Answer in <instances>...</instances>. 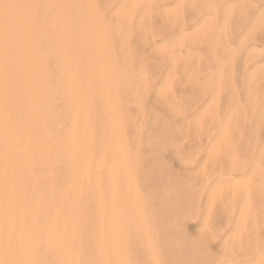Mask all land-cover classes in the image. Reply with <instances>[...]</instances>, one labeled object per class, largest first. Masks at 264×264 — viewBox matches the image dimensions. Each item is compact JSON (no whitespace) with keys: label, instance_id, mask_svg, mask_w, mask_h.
I'll list each match as a JSON object with an SVG mask.
<instances>
[{"label":"rangeland","instance_id":"374dc122","mask_svg":"<svg viewBox=\"0 0 264 264\" xmlns=\"http://www.w3.org/2000/svg\"><path fill=\"white\" fill-rule=\"evenodd\" d=\"M37 2L42 13L37 17V41L41 44V39L45 43L38 44L40 48L33 54L37 57L35 65L23 70L28 74L32 71L37 83L27 80V85L17 89L22 94H32L41 113L34 120L40 127L34 126L33 130H38L30 129L33 136L37 135L34 138L42 137L43 156L40 161L36 159L38 162L33 158L35 167L39 168L34 167L37 180L34 177L35 181H27L39 187L47 185L44 195L36 201L37 229L44 227L47 211L65 194L68 176L65 164L57 160L62 156L67 105L58 94L51 93V83L60 80L63 69L67 68V62H62L57 51L66 48L69 51L72 46L70 52H76L85 47L82 59L85 61L88 56L86 63L78 64L84 69L81 74L88 84L84 135L92 143L91 160L97 157L99 148L111 149L115 144L121 151L114 192L102 175L97 181L98 194L91 191L93 182L88 179L80 182L79 188L66 192L61 200L65 204L55 203L69 205L61 206L59 213L62 210V214L71 211L72 214L66 213L65 217L57 214L64 219H56L60 235H56L53 252L47 249L49 255L43 250L45 240L41 239V245L37 243L40 254L35 253V264H264V0ZM50 6L53 10L60 9L54 13ZM43 17L45 21L48 17L56 18L52 33L46 30ZM74 24L78 28L72 27ZM41 31L45 33L39 35ZM72 34L74 45L70 41ZM75 35L78 41H74ZM84 37L90 40L86 42ZM77 42L82 48L76 47ZM100 51H104L103 55ZM13 56L16 59L18 54ZM104 62L110 64L109 68ZM92 66L101 67L96 70ZM92 69L99 71L98 75ZM18 70V65L7 67L11 77L16 74L12 71ZM103 72L105 75H101ZM41 77L45 80L41 81ZM108 84L114 88L110 90ZM43 108L49 111H42ZM45 111L53 113V117L49 114L51 119H47ZM106 142L110 143L103 145ZM96 146L97 151L92 148ZM37 169L42 170L41 174ZM40 255L47 259L44 261ZM48 255L53 262L48 260Z\"/></svg>","mask_w":264,"mask_h":264},{"label":"bare ground","instance_id":"6f19581e","mask_svg":"<svg viewBox=\"0 0 264 264\" xmlns=\"http://www.w3.org/2000/svg\"><path fill=\"white\" fill-rule=\"evenodd\" d=\"M38 0H0V264H35V253L38 251L37 250V243L43 239V241L45 240V244L44 245V249L45 252L49 253L54 244L55 241H57V238L59 235L57 233V226L56 225V219L57 217L61 216H57V214L64 216V214H62L61 212H64L61 210V212L59 213L58 210H60L59 208L62 209L61 206L63 207H69V205L64 206V205H59V204H55L60 202H64L61 201L62 198L64 197V195H66V192L71 191L70 188H79V183L82 181H87L89 179V181L93 182V187H92V192L95 194L99 193V186L97 185V181L98 179L103 175L104 178H106V180L109 183V189L112 190L114 192V188H115V180L117 177V169H118V158H119V150L117 146H113V148L111 149H104V148H99V147H92L94 148V150L97 151V149L95 148H99L98 149V155L97 157L93 160H91V142L89 140H87L85 138L84 135V130L86 129V116L88 114L87 111V82H86V78H84L82 76V72L81 69L79 68V64L81 65L82 61L84 63H86V60L88 61V56L85 57V61L84 56H85V51L81 49V51H78V49L76 50V52H70V50L72 49L71 47H69V51H66V46L63 51H57L58 53H61V59L62 62H67V68L63 69V72L61 73V78L60 80H53L51 83V87L52 90L51 93L55 92L56 94H58V96H60L64 101H66V105H67V112H68V120H67V128H66V132L65 135L63 136L62 139V148H61V152H62V156H58L57 160L58 161H62L68 171V176H67V180L66 182V186H65V194H63V197L61 195V200H57V202L55 201V203H53L54 205H52L53 207H51L52 209L48 212V218L45 220V224L44 227L41 229H37V223L36 218L34 216V212L37 210V206H36V201L39 200V198L41 196L44 195V191L47 188V185L45 186H36V183L33 182V184L30 185V182L27 183V181H35L37 180L35 174H36V170H34V167L37 165L36 163H33L34 161L36 162L38 159L39 161L42 159L43 154L41 153L43 151V145L42 142H40V140L42 139V137L39 139L34 138V136L37 135H32V130L33 127H40L37 126L38 123H36L37 120L35 118L39 117L41 115V113L39 112L38 106L35 103V100L33 99V95H27V94H22L19 90L17 89H22L23 84H26L28 82H26L27 80H31L30 83H37V77L35 74H32L31 72H25L23 71L24 69H28L30 66H34L36 61H37V57L35 55H33L34 53L38 52V46L42 44L43 40L40 39L41 44H39V41H37L39 39H37V30H38V22L37 17L40 14L38 11V8L40 6H38ZM47 1V0H46ZM51 1V0H49ZM41 3V2H40ZM43 3V2H42ZM47 3V2H45ZM48 4V3H47ZM54 4V2H53ZM52 4V5H53ZM40 5V4H39ZM43 5V4H42ZM50 5V4H49ZM66 5V4H65ZM38 6V7H37ZM45 6V5H44ZM58 5H55V8L57 9ZM64 6V5H63ZM51 7V6H50ZM61 7V5H60ZM67 7V6H66ZM53 10V7H51ZM43 9V8H42ZM41 9V10H42ZM46 9V7H45ZM48 9V8H47ZM54 9L52 12H57L58 10ZM63 9V7H62ZM50 10V9H49ZM56 10V11H55ZM64 10V9H63ZM69 10V9H68ZM46 11V10H45ZM48 11V10H47ZM50 12V11H49ZM65 12V11H63ZM69 12V11H66ZM39 13V14H38ZM46 13V12H45ZM62 13V11L60 12V14ZM73 13V12H72ZM78 13V12H77ZM42 14V13H41ZM40 14V15H41ZM44 14V13H43ZM65 15V13H62ZM69 14V13H68ZM74 14V13H73ZM51 15L53 17L57 18V15H54L51 13ZM59 15V14H58ZM76 15V13H75ZM43 16V15H42ZM60 16V15H59ZM59 16H58V20H59ZM63 16V15H62ZM66 16V15H65ZM79 16V15H77ZM45 17V16H44ZM43 17V18H44ZM47 17V16H46ZM61 17V16H60ZM64 17V16H63ZM82 17V15H81ZM80 17V18H81ZM39 18V17H38ZM42 18V20H43ZM56 18H53V20ZM62 18V17H61ZM76 18V16L74 17ZM78 18V17H77ZM79 18V20H81ZM67 19L68 18H64ZM63 19V21H64ZM71 19V18H70ZM73 19V18H72ZM71 19V20H72ZM84 19V18H83ZM52 20V17H48L44 18L45 22L44 24L46 25V29L49 33H52V28L55 27L53 25L54 22ZM41 21V18H40ZM70 22V21H69ZM80 22V21H79ZM78 22V23H79ZM84 22V21H83ZM64 23V22H63ZM68 23V22H67ZM67 23H65L66 25H68ZM85 23V22H84ZM83 23V24H84ZM40 24V23H39ZM58 26H59V22H57ZM56 24V25H57ZM73 24V23H72ZM77 24V23H76ZM42 25V24H41ZM43 25V26H45ZM38 26V27H37ZM69 26V25H68ZM67 26V27H68ZM82 28V25H80ZM85 26V24H84ZM66 27V26H65ZM63 27V28H65ZM71 27V26H70ZM72 27H77V25L74 24V26ZM44 28V27H43ZM41 28V29H43ZM58 28V27H57ZM69 28V27H68ZM78 28V27H77ZM55 29V28H54ZM45 31V29H43ZM59 30V29H58ZM69 30H74L72 28H70ZM83 30V29H82ZM60 31V30H59ZM85 31V30H84ZM62 32V29H61ZM68 32V31H67ZM79 32H81V30H79ZM83 32V31H82ZM41 33H45V32H40L39 35H41ZM64 33H66V30L64 31ZM84 33V32H83ZM82 33V34H83ZM86 33V32H85ZM84 33V34H85ZM69 33H67L68 35ZM77 34V33H76ZM80 34V33H79ZM80 34V36L82 35ZM47 35V34H46ZM71 35V33L69 34ZM74 34H72L71 40ZM78 35V34H77ZM89 34H85V36H88ZM48 36V35H47ZM76 36V35H75ZM78 35V37H80ZM83 36V35H82ZM41 37V36H40ZM43 37V36H42ZM50 37V36H48ZM64 37H66L64 35ZM69 37V39H70ZM92 37V36H90ZM76 39H74V41H78L77 36L75 37ZM82 38V37H81ZM86 38V39H85ZM43 39V38H42ZM47 39V38H45ZM63 39V38H61ZM66 39V38H65ZM64 39V40H65ZM68 39V38H67ZM68 39V40H69ZM84 39L86 40V42H88V39L90 40V38L88 37H84ZM96 39V38H95ZM95 39L94 42H95ZM48 40V39H47ZM50 40V39H49ZM53 40V39H52ZM67 40V42H68ZM82 40V41H81ZM80 41L83 42V39H81ZM84 40V43H85ZM92 40V41H93ZM79 41V42H80ZM97 41V39H96ZM63 42V41H62ZM66 42V41H65ZM73 42V41H72ZM101 42V41H100ZM45 43V42H43ZM70 43V42H69ZM68 43V44H69ZM90 43V42H89ZM93 43V42H92ZM39 44V45H38ZM53 44V43H52ZM75 44V42H73V45ZM78 44V42H77ZM82 44V43H81ZM97 43L95 42V45ZM99 44V43H98ZM97 44V46L99 47V45ZM103 45V43H101ZM46 45V44H45ZM58 45V44H57ZM62 45V44H61ZM66 45V43H65ZM72 45V43H71ZM87 45L91 46L90 44L87 43ZM43 46V44H42ZM48 46V45H47ZM54 46V45H53ZM56 46V45H55ZM80 43L78 44V48H82V46H80ZM89 46H86L88 48H90ZM50 47V46H49ZM102 47V46H101ZM105 47V45L103 46ZM40 48V46H39ZM51 48V47H50ZM73 48H75V46H73ZM87 48V50H88ZM95 48V47H93ZM100 48V47H99ZM42 49V47H41ZM57 49V47H56ZM76 49V48H75ZM102 49V48H101ZM109 49V48H106ZM49 50V49H46ZM59 50V49H58ZM96 50V49H95ZM103 50V49H102ZM41 51V50H40ZM50 51V50H49ZM53 51V50H52ZM89 51V50H88ZM91 51V50H90ZM94 51V50H92ZM97 51V50H96ZM47 52V51H46ZM51 52V51H50ZM54 52V51H53ZM56 52V53H57ZM99 52V51H98ZM102 52V51H100ZM17 53L18 56L15 57L13 56V54ZM42 53V51H41ZM49 54V52H47ZM55 53V55H56ZM57 53V54H58ZM87 53V52H86ZM90 53V52H89ZM88 53V55H89ZM97 53V52H95ZM104 51L101 53L103 55ZM44 54H46L44 52ZM47 54V55H48ZM100 53L98 55H101ZM109 54V53H108ZM43 55V53H42ZM54 56V54H52ZM87 55V54H86ZM41 56V54H40ZM39 56V57H40ZM90 56V55H89ZM97 57V55H95ZM105 56V55H104ZM103 56V57H104ZM47 57V56H46ZM43 56V58H46ZM50 57V56H49ZM99 57V56H98ZM97 57V58H98ZM107 57V56H105ZM104 57V58H105ZM42 58V56H41ZM52 58V57H51ZM55 58V57H53ZM83 58V59H82ZM91 58V57H90ZM57 59V56H56ZM102 59V58H101ZM100 59V60H101ZM107 59V58H106ZM112 59V58H110ZM41 60V59H40ZM50 60V59H49ZM48 60V61H49ZM59 60V59H58ZM97 60V59H96ZM98 60V62L100 61ZM51 61V60H50ZM54 61V60H52ZM51 61V62H52ZM57 61V60H56ZM102 61V60H101ZM103 61H106L105 59ZM41 62V61H40ZM91 62V61H90ZM107 62V61H106ZM43 63V62H42ZM46 63V62H45ZM49 63V62H47ZM54 63V62H53ZM57 62L54 63V66L56 65ZM89 63V62H88ZM97 63V61L95 62ZM105 63V62H104ZM101 66H103V64ZM40 64V63H39ZM51 64V63H49ZM47 64V65H49ZM98 64V63H97ZM106 64V63H105ZM113 64V63H111ZM9 65H18L19 70L18 71H12V73H16L15 75H13L12 77L8 74L7 72V67ZM43 65V64H42ZM47 65H43V66H47ZM52 65V64H51ZM65 65V64H64ZM88 66V64H86ZM41 66V68L43 67ZM86 66V67H87ZM100 66V67H101ZM107 66V64H106ZM110 66V64H109ZM109 66H107L109 68ZM17 66H15L16 68ZM48 67V66H47ZM53 67V66H52ZM62 67V66H61ZM81 67V66H80ZM85 67V66H82ZM93 67V66H92ZM90 67V69L92 68ZM99 67V66H98ZM98 67H93L94 69L98 68ZM99 67V68H100ZM113 67V66H112ZM31 68V67H30ZM51 68V66H50ZM50 68H48L50 70ZM89 68V66L87 67ZM111 68V67H110ZM114 68L117 69V67ZM46 69V68H45ZM52 69V68H51ZM54 69V68H53ZM52 69V70H53ZM86 69V68H85ZM92 69V71L94 70ZM106 69V67H105ZM12 70V69H10ZM42 70V69H41ZM44 70V69H43ZM42 70V72H43ZM56 70V69H55ZM97 70V69H96ZM99 70V69H98ZM110 70V69H109ZM106 70V71H109ZM21 71H23V73H21ZM46 71V70H45ZM44 71V72H45ZM88 71V70H87ZM103 71V70H100ZM11 72V71H10ZM47 72V71H46ZM52 72V71H51ZM55 71H53L54 73ZM95 72V70L93 71ZM99 72V71H97ZM97 72H95V74H97ZM111 75L113 71H110ZM109 72V73H110ZM48 73V72H47ZM50 73V71H49ZM88 73V72H87ZM102 73V72H101ZM100 73V74H101ZM104 73V72H103ZM108 73V72H107ZM106 73V76H107ZM115 73V72H114ZM55 74V73H54ZM27 75H29L27 77ZM52 76V74H50ZM98 75V74H97ZM101 75H105L101 74ZM115 75V74H114ZM43 76V75H41ZM47 77V76H46ZM87 77V76H86ZM99 77V76H98ZM109 77V75L107 76ZM106 77V79H107ZM111 77V76H110ZM28 78V79H27ZM52 78V77H51ZM50 78V79H51ZM100 78V77H99ZM103 78L105 79V76H103ZM115 78V77H114ZM42 79V77H41ZM102 79V78H101ZM112 79V78H111ZM45 80L44 78L41 80L43 81ZM49 80V79H47ZM94 80V79H93ZM110 80V79H109ZM50 81V80H49ZM97 81V79H96ZM108 81V80H106ZM114 81V79H113ZM112 81V82H113ZM26 82V83H25ZM103 82H105L103 80ZM110 82V81H108ZM116 82V81H114ZM165 83V81H163ZM162 82V83H163ZM160 83V84H162ZM164 83L162 85H164ZM110 84V83H109ZM108 84V85H109ZM27 85V84H26ZM29 85V84H28ZM98 85V84H97ZM106 85V84H105ZM117 85V84H116ZM31 84L28 86L30 87ZM44 86H45V81H44ZM110 86V85H109ZM108 86V87H109ZM46 87V86H45ZM44 87V88H45ZM48 87V86H47ZM89 87V86H88ZM105 87V86H104ZM107 87V89H108ZM35 88V87H34ZM94 88V86H93ZM111 87L110 86V90ZM20 89V90H21ZM31 89V88H30ZM51 89V88H50ZM50 89H49V93H50ZM17 90V91H15ZM44 90V89H43ZM92 90V89H91ZM95 90V89H94ZM105 90V88H104ZM33 91V90H32ZM31 91V93H32ZM45 91V90H44ZM43 91V93H44ZM35 90L33 91L34 94ZM37 92V91H36ZM93 92V91H92ZM48 93V94H49ZM99 93V92H98ZM47 94V95H48ZM110 94V92H109ZM53 95V94H50ZM55 95V94H54ZM11 96V97H10ZM44 96V95H43ZM91 96V93H90ZM95 96V95H94ZM100 96V94H99ZM120 96V95H119ZM53 96H50V98ZM93 97V96H92ZM109 97V96H108ZM115 97V96H113ZM55 98V97H53ZM97 98V96H95V99ZM99 98V97H98ZM57 99V98H55ZM54 99V100H55ZM91 99V98H90ZM100 99V98H99ZM38 100V98H37ZM42 100V99H40ZM44 100V99H43ZM42 100V101H43ZM94 100V98H93ZM113 100V99H112ZM41 101V104L43 105V102ZM91 101V100H90ZM47 102V101H46ZM108 102V101H107ZM111 102V101H110ZM102 103V102H101ZM100 103V104H101ZM92 105V103H91ZM96 105V104H95ZM94 107H97V105ZM46 106V105H44ZM65 106V105H64ZM93 106V105H92ZM99 106V105H98ZM60 107V106H59ZM101 107V105H100ZM118 107V104H117ZM117 107H115L117 109ZM40 108V107H39ZM63 108V107H62ZM45 108H43L42 111H44ZM48 109V108H47ZM45 109V110H47ZM51 109V108H50ZM93 109V108H92ZM101 108H99L100 110ZM41 110V109H40ZM96 110V109H94ZM111 110V109H110ZM49 111V110H47ZM66 111V110H65ZM46 112V111H45ZM44 112V114H45ZM59 112V111H58ZM92 112L94 113L95 111L92 110ZM101 112V111H100ZM99 112V113H100ZM47 113V112H46ZM92 113V115H94ZM43 114V115H44ZM48 114V113H47ZM50 114V113H49ZM49 114L47 116V119L49 117ZM53 114V113H52ZM50 114V117L51 115ZM57 114V113H56ZM96 115V113H95ZM98 115V113H97ZM100 115V114H99ZM98 115V116H99ZM42 117V116H41ZM49 117V119H51ZM53 117V115H52ZM62 117V116H61ZM96 117V116H94ZM102 117V115H101ZM44 118V117H43ZM58 118V117H56ZM55 119V118H54ZM59 119V118H58ZM40 120V119H39ZM38 120V121H39ZM44 120V119H42ZM41 120V122H42ZM100 120V119H99ZM37 121V122H38ZM45 121V120H44ZM52 122H58L56 119L55 121L50 120ZM95 121V120H94ZM97 121V118H96ZM101 121V120H100ZM119 121V120H118ZM40 122V121H39ZM90 122V121H89ZM102 122V121H101ZM36 123V125H35ZM92 123H94L92 121ZM116 123V121H115ZM98 124V122H97ZM104 124V123H103ZM47 126V124H45ZM53 125V124H52ZM56 125V123H55ZM58 125V124H57ZM56 125V126H57ZM96 125V123H95ZM45 126V127H46ZM55 126V127H56ZM64 126V124H63ZM89 126V125H88ZM93 126V125H91ZM44 127V128H45ZM50 127V126H48ZM47 127V128H48ZM53 127V129L55 128ZM99 127V126H98ZM123 127V126H122ZM32 128V130L30 129ZM42 128V127H41ZM40 128V129H41ZM57 128V127H56ZM55 128V129H56ZM59 128V127H58ZM101 128V127H100ZM113 128V127H111ZM93 129V128H92ZM95 129V128H94ZM38 130V129H36ZM36 130H33L34 132ZM46 130V129H45ZM100 130V129H99ZM102 130V129H101ZM51 131H53L51 129ZM57 131V130H56ZM60 131V130H58ZM57 131V132H58ZM104 131V130H103ZM44 132V131H43ZM50 132V131H49ZM102 132V131H101ZM108 132V131H107ZM106 132V133H107ZM115 132V131H114ZM60 133V132H59ZM62 133V130H61ZM97 133V131L95 132ZM103 133V132H102ZM105 133V131H104ZM34 134V133H33ZM41 134V133H40ZM39 134V135H40ZM91 134V133H90ZM100 134V133H99ZM47 135V133H46ZM101 135V134H100ZM104 135V134H103ZM106 135V134H105ZM116 135V134H115ZM59 138L60 134L58 135ZM89 136V135H88ZM107 136V135H106ZM105 136V137H106ZM112 136L114 137V134H112ZM117 136V135H116ZM45 137V136H44ZM49 137V136H48ZM56 137V136H55ZM93 137L96 138V135L94 134ZM101 137V136H100ZM104 137V136H103ZM102 139V138H101ZM109 139V138H108ZM51 140V139H50ZM93 140V139H92ZM112 140V139H111ZM42 141V140H41ZM44 141V140H43ZM49 141V140H48ZM47 142V141H46ZM56 142V141H55ZM59 142V141H58ZM97 142V141H96ZM105 142V141H104ZM110 143V142H108ZM107 142L103 145H107ZM125 143V142H124ZM96 144V143H95ZM53 146V145H52ZM102 146V145H101ZM60 150V149H59ZM124 150V149H122ZM126 152V151H125ZM108 156V157H107ZM33 158L35 159L33 161ZM122 158V157H121ZM121 158L119 160H121ZM37 159V160H36ZM44 159V158H43ZM52 158H49V160ZM48 160V162H49ZM55 163H57L55 161V159H53ZM47 161V159H46ZM123 161V158H122ZM38 162V161H37ZM61 162V163H62ZM40 163V162H39ZM53 163V162H52ZM44 164V163H42ZM54 164V163H53ZM61 165V164H60ZM41 166V165H39ZM53 165H51L52 168ZM49 167V166H48ZM47 167V168H48ZM35 168H38L35 167ZM46 168V167H44ZM55 168H58L55 167ZM39 169V168H38ZM37 169V170H38ZM43 169V168H42ZM49 169V168H48ZM47 170V172H49ZM64 169V170H65ZM50 170V169H49ZM57 170V169H56ZM42 172V170H38L39 172ZM44 171V173H45ZM130 171V170H129ZM54 172V171H53ZM37 173V174H38ZM57 174V172H55ZM66 173V171H65ZM65 173L63 172V174L65 175ZM119 173V172H118ZM25 174L29 175V176H25ZM41 174V173H39ZM51 174V173H49ZM54 174V173H53ZM54 174V176L56 175ZM52 175V174H51ZM49 176V175H48ZM53 176V175H52ZM36 178L35 180L33 178ZM65 177V176H64ZM57 178V177H56ZM30 179V180H29ZM50 178H48V182ZM102 181V179H100ZM124 180H126V178H124ZM31 181V182H32ZM40 180H38L39 182ZM56 183V180H53ZM37 182V181H36ZM44 182V181H43ZM42 183V182H39ZM46 183V180L45 182ZM51 183V182H50ZM54 183V184H55ZM114 183V185H113ZM120 183V182H119ZM119 183H118V187H119ZM35 184V186H34ZM38 184V183H37ZM92 184V183H91ZM103 184V183H102ZM112 184V185H111ZM100 185V184H99ZM125 185L127 187L128 183L125 181ZM50 186H53L50 185ZM33 187V188H32ZM49 187V186H48ZM54 187V186H53ZM83 187V186H82ZM121 187V186H120ZM32 188V189H31ZM103 188V187H102ZM61 189V188H60ZM117 189V188H116ZM52 190V189H51ZM50 190V191H51ZM73 190V189H72ZM47 191V190H46ZM49 191V192H50ZM74 191V190H73ZM72 191V192H73ZM109 191V190H108ZM119 191V190H117ZM116 191V192H117ZM53 192V191H52ZM51 192V193H52ZM71 192V193H72ZM84 192V191H83ZM104 192V191H102ZM46 193V192H45ZM48 193V192H47ZM56 193V192H54ZM69 193V194H71ZM102 194V193H101ZM50 195V193L48 194V196ZM53 195V194H52ZM88 195V194H87ZM86 195V197H87ZM103 195V194H102ZM58 195L56 194V197ZM67 196L68 193H67ZM66 196V197H67ZM54 197V196H53ZM72 198V196H70ZM84 197V196H83ZM89 197V196H88ZM44 198V197H42ZM41 198V199H42ZM81 198V195H80ZM92 198V197H91ZM118 197H116L117 199ZM46 199V197H45ZM59 199V197L57 198ZM65 199V198H64ZM49 200V199H47ZM70 200V199H68ZM75 200V199H74ZM42 201V200H41ZM46 201V200H45ZM44 201V202H45ZM72 202V200H70ZM80 201V200H79ZM77 200V202H79ZM88 201V200H85ZM117 201V200H116ZM43 202V203H44ZM50 202V201H48ZM69 202V201H67ZM75 201H73L74 203ZM81 202V201H80ZM39 203V202H38ZM42 203V204H43ZM66 202H64L65 204ZM93 203V202H92ZM91 203V204H92ZM106 203V202H104ZM123 203V202H122ZM50 204V203H49ZM48 205V204H47ZM51 205V204H50ZM48 205V206H50ZM72 205V204H71ZM70 205V206H71ZM93 205L95 206L96 204L93 203ZM93 205H91L90 207L93 208ZM41 206V205H40ZM43 206V205H42ZM75 206V204H74ZM45 207V206H44ZM72 207V206H71ZM70 207V209H71ZM76 207V206H75ZM84 207V205H83ZM105 207H107L105 205ZM119 207V206H118ZM48 208V207H47ZM50 208V207H49ZM74 208V207H73ZM69 209V210H70ZM82 209V208H81ZM74 211V209H72ZM89 210V209H88ZM94 210V208H93ZM68 211V208H67ZM39 212V211H37ZM36 212V214H37ZM58 212V213H57ZM72 212V211H71ZM70 212V214H72ZM83 212V211H82ZM96 212V211H95ZM94 212V213H95ZM41 213V211L39 212ZM38 213V214H39ZM68 214V213H67ZM66 214V215H67ZM68 214V215H70ZM74 214V212H73ZM82 214V213H81ZM85 215V214H83ZM73 216V215H72ZM71 216V218H72ZM82 216V215H81ZM97 216V215H95ZM105 216V215H104ZM65 217V216H64ZM67 217V216H66ZM40 218V216H39ZM102 218H106L103 217ZM64 219V218H62ZM61 219V220H62ZM111 219V218H110ZM58 220V219H57ZM69 220V219H68ZM82 220V219H81ZM73 222V221H72ZM84 222V220L82 221ZM40 223V222H39ZM62 223V222H61ZM79 223V222H78ZM66 223H63V226ZM70 224V222L68 223V225ZM96 224V223H95ZM105 224V223H104ZM103 224V225H104ZM43 225V223L41 224ZM62 225V224H61ZM79 225V224H78ZM94 225V224H93ZM81 225H79L80 227ZM83 226V225H82ZM62 227V226H60ZM97 227V226H96ZM116 227V226H115ZM65 228L66 225H65ZM96 229V228H95ZM107 229V227H106ZM67 230V229H66ZM65 230V231H66ZM111 230V229H109ZM59 231V230H58ZM64 231V232H65ZM76 231V230H74ZM91 231V230H90ZM98 231V230H97ZM104 232H106L105 230H103ZM118 231V230H117ZM79 232V230H78ZM81 233V230H80ZM66 234V233H65ZM64 234V235H65ZM82 234V233H81ZM80 234V235H81ZM88 234V232H87ZM58 235V236H56ZM90 235V233H89ZM75 236V234H74ZM84 236H86L84 234ZM82 236H80L81 238ZM92 236H90L91 238ZM88 238V237H87ZM84 239V238H83ZM95 240V238H94ZM94 240L93 243H94ZM89 241V240H88ZM91 241V240H90ZM89 241V242H90ZM83 242V241H81ZM86 242V241H85ZM92 243V244H93ZM101 243V242H100ZM65 244V243H64ZM81 244V243H80ZM85 244V243H84ZM39 245H41V243L39 242ZM61 245V243H60ZM42 248V247H40ZM50 250V251H47ZM58 249V247L56 248ZM84 249V248H83ZM40 250V249H39ZM77 250V249H76ZM39 252V251H38ZM53 252V251H52ZM57 252V251H56ZM67 252V251H66ZM84 252V251H83ZM46 253V254H47ZM40 254V252H39ZM50 255V253H49ZM49 255H48V260H49ZM84 255V254H83ZM41 256V255H40ZM39 256V257H40ZM43 256V255H42ZM41 256V257H42ZM68 256V255H66ZM82 256V255H81ZM85 256V255H84ZM38 257V256H37ZM43 258V257H42ZM41 258V259H42ZM52 258V257H50ZM39 259V258H38ZM40 259V262H41ZM44 259V258H43ZM47 259V258H45ZM44 259V261H45ZM55 259V258H54ZM64 259V258H63ZM83 259V258H82ZM97 259V258H96ZM98 260V259H97ZM52 261V260H49ZM49 261L45 262L48 263ZM54 261V260H53ZM52 261V262H53ZM83 261V260H82ZM96 261V260H94ZM38 262V261H37ZM51 262V263H52ZM43 263V262H42ZM50 263V262H49ZM102 263V262H101ZM41 264V263H40ZM44 264V263H43ZM53 264V263H52ZM83 264V263H82ZM103 264V263H102Z\"/></svg>","mask_w":264,"mask_h":264}]
</instances>
